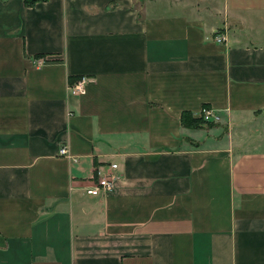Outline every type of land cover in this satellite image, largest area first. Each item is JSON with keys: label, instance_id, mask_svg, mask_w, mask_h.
<instances>
[{"label": "crops", "instance_id": "crops-1", "mask_svg": "<svg viewBox=\"0 0 264 264\" xmlns=\"http://www.w3.org/2000/svg\"><path fill=\"white\" fill-rule=\"evenodd\" d=\"M26 1L0 0V264H264V0Z\"/></svg>", "mask_w": 264, "mask_h": 264}, {"label": "built area", "instance_id": "built-area-1", "mask_svg": "<svg viewBox=\"0 0 264 264\" xmlns=\"http://www.w3.org/2000/svg\"><path fill=\"white\" fill-rule=\"evenodd\" d=\"M214 41L216 43L221 44L225 41L224 37L217 36L215 37ZM88 83V79L86 77H80L77 79L73 84L69 85L68 90L72 95L75 96H83L86 93V85ZM198 118H202L203 120H210L212 119V115L207 108H202L198 115ZM58 155L61 157H69L68 151L66 147H61L58 150ZM75 161V160H74ZM117 168L116 164H109L106 168L97 169L95 172L96 175V184L93 185L90 189L86 190L88 195L94 194H102L107 195L109 194L114 187V183L116 180V174L114 170Z\"/></svg>", "mask_w": 264, "mask_h": 264}, {"label": "trees", "instance_id": "trees-1", "mask_svg": "<svg viewBox=\"0 0 264 264\" xmlns=\"http://www.w3.org/2000/svg\"><path fill=\"white\" fill-rule=\"evenodd\" d=\"M44 1V0H30L26 1L27 4L32 5L36 2ZM77 79H70V84L75 82ZM181 125L187 129H197V128H207L211 127L214 124L205 122L202 118H193L192 114L189 112H183L180 118Z\"/></svg>", "mask_w": 264, "mask_h": 264}, {"label": "rangeland", "instance_id": "rangeland-1", "mask_svg": "<svg viewBox=\"0 0 264 264\" xmlns=\"http://www.w3.org/2000/svg\"><path fill=\"white\" fill-rule=\"evenodd\" d=\"M204 121H205V122H208V123H209V122H210V123H213V122H212V119H210V120H204ZM213 124H214V123H213ZM215 126H216V125H213V126H211V127H207V129H210V128L212 129V128L215 127ZM202 129H203V128H202Z\"/></svg>", "mask_w": 264, "mask_h": 264}]
</instances>
